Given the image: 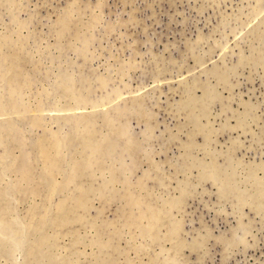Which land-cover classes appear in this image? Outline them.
<instances>
[{"label": "rangeland", "instance_id": "1", "mask_svg": "<svg viewBox=\"0 0 264 264\" xmlns=\"http://www.w3.org/2000/svg\"><path fill=\"white\" fill-rule=\"evenodd\" d=\"M0 55V264H264V0H0Z\"/></svg>", "mask_w": 264, "mask_h": 264}, {"label": "bare ground", "instance_id": "2", "mask_svg": "<svg viewBox=\"0 0 264 264\" xmlns=\"http://www.w3.org/2000/svg\"><path fill=\"white\" fill-rule=\"evenodd\" d=\"M25 40H26V39H25ZM16 42H18V41H16ZM86 42H87V41H86ZM86 42H85V43H86ZM84 45H85V44H84ZM7 49H8V48H7ZM9 49H10V48H9ZM79 49H80V48H79ZM86 49H87V48H86ZM14 50H15V49H14ZM5 54H6V53H5ZM0 56H3V55H0ZM5 56H6V55H5ZM14 57H15V56H14ZM83 58H84V57H83ZM85 58H86V57H85ZM16 59H17V58H16ZM2 61H3V60H2ZM11 65H12V64H11ZM2 66H3V65H2ZM4 69H5V68H4ZM17 71H18V70H17ZM6 72H8V71H6ZM18 72H20V71H18ZM23 72H24V71H23ZM15 73H16V72H15ZM24 73H25V72H24ZM72 73H73V72H72ZM29 74H30V73H29ZM36 74H37V73H36ZM16 75H17V74H16ZM18 75H19V74H18ZM21 75H22V73H21ZM27 75H28V74H27ZM22 76H23V75H22ZM61 76H63V75H61ZM16 77H17V76H16ZM20 77H21V76L19 75L18 78H20ZM65 77H66V76H65ZM25 78H26V77H25ZM73 78H74V76H73ZM20 79H21V78H20ZM21 80H22V79H21ZM30 80H31V79H30ZM71 80H72V79H71ZM74 80H75V79H74ZM24 81H25V80H24ZM27 81H28V80H27ZM10 82H13V81H10ZM39 82H40V81H39ZM64 82H65V81H64ZM88 82L90 83V81H88ZM105 82H106V81H105ZM16 83H18V82H16ZM23 83H24V82H23ZM26 83H27V82H25V84H26ZM41 83H42V82H41ZM2 84H3V82H2ZM18 84H19V83H18ZM71 84H73V83H71ZM81 84H82V83H81ZM84 84H85V83H83L82 85H84ZM26 85H27V84H26ZM29 85H30V84H29ZM34 85H35V84H34ZM61 85H62V84H61ZM64 85H65V83H64ZM89 85L92 87L91 84H89ZM67 86H70V85L67 84ZM72 86H73V85H72ZM15 87H16V86H15ZM32 87H33V86H32ZM103 87H104V85H103ZM9 88H10V87H9ZM18 88L21 89L20 87H18ZM18 88H17V89H18ZM28 88H29V87H28ZM45 88H46V87H45ZM82 88H84V87L82 86ZM5 89H6V88H5ZM12 89H13V88H12ZM63 89H64V88H63ZM77 89H78V88H77ZM84 89H85V88H84ZM86 89H87V88H86ZM88 89H89V88H88ZM43 90H44V88H43ZM45 90H46V89H45ZM45 90H44V91H45ZM11 91H12V90H11ZM22 91L24 92V90H22ZM38 91L40 92V90H38ZM38 91H37V92H38ZM9 92H10V91H9ZM13 92H14V91H13ZM19 92H20V91H19ZM67 92H68V91H67ZM89 92H91V91H89ZM29 93H30V91H29ZM31 93H32V92H31ZM34 93H35V92H34ZM51 93H52V92H51ZM71 93H72V92H71ZM39 94H40V93H39ZM46 94H47V93H46ZM48 94H50V93H48ZM10 95H11V93H10ZM12 95H13V94H12ZM15 95H16V94H15ZM21 95H22V94H21ZM21 95H20V96H21ZM37 95H38V94H37ZM66 95H67V94H66ZM20 96H19V97H20ZM49 96H50V95H49ZM52 96H53V95H52ZM81 96H82V94H81ZM85 96H86V95H85ZM17 97H18V95H17ZM47 97H48V96H47ZM3 98H4V97H3ZM0 99H1V98H0ZM8 99H9V98H8ZM13 99H14V98H13ZM49 99H50V98H49ZM16 100H17V99H16ZM36 100H37V99H36ZM0 101H2V100H0ZM10 101H11V100H10ZM10 101H9V102H10ZM83 101H84V100H83ZM3 102H4V101H3ZM9 102H8V103H9ZM6 103H7V102H6ZM16 103H17V102H16ZM16 103H15V104H16ZM27 103L29 104V102H27ZM27 103H26V104H27ZM36 103H37V102H36ZM38 103H39V102H38ZM79 103H80V102H79ZM92 103H93V102H92ZM92 103H91V104H92ZM21 104H22V103H21ZM23 104H24V103H23ZM41 104H42V103H41ZM74 104H75V103H74ZM66 105H67V104H66ZM103 105H104V104H103ZM135 105H136V104H135ZM0 106H1V105H0ZM2 106H3V105H2ZM23 106H25V105H23ZM29 106H30V105H29ZM93 106H94V104H93ZM93 106H91V107H93ZM96 106H97V105H96ZM27 107H28V106H27ZM27 107H26V108H27ZM34 107H35V106H34ZM87 107H88V106H87ZM119 107H120V106H119ZM119 107H118V108H119ZM132 107H133V106H132ZM11 108H12V107H11ZM22 108H23V107H22ZM56 108H59V106L56 107ZM64 108H65V107H63V109H64ZM68 108H69V107H68ZM104 108H105V107H104ZM12 109H13V108H12ZM28 109H29V108H28ZM73 109H74V106H73ZM73 109H70V108H69V111H68L67 109H64V113L68 112V114H69V112H70V114H71V113H73V112H71V110L73 111ZM92 109H93V108H92ZM102 109H103V108H102ZM23 110H24V109H23ZM30 110H31V109H30ZM50 110H51V109H50ZM58 110H59V109H58ZM65 110H67V111H65ZM74 110H76V109H74ZM86 110H87V108H86ZM129 110H130V108H129ZM59 111H60V110H59ZM76 111H77V110H76ZM79 111H80V113H81V110H79ZM77 112H78V111H77ZM85 112H86V111H85ZM90 112H92V111H90ZM18 113H19V112H18ZM60 113L63 114V116H65L64 113H62V111H61ZM75 113H76V112H75ZM88 113H89V112H88ZM95 113H96V112H95ZM129 113H130V112H129ZM20 114H21V113H20ZM28 114H29V113H28ZM33 114H34V112H33ZM39 114H40V113H39ZM44 114H45V113H44ZM57 114H59V113H57ZM57 114H56V115H57ZM82 114H83V113H82ZM92 114H93V113H92ZM101 114L104 115L103 113H101ZM108 114H109V113H108ZM113 114H115V113H113ZM14 115H16V113H15ZM21 115H22V114H21ZM24 115H25V114H24ZM66 115H67V113H66ZM71 115H72V114H71ZM110 115H111V114H110ZM117 115H118V114H117ZM117 115H116V116H117ZM122 115H123V114H122ZM36 116H37V115H36ZM59 116H60V114H59ZM76 116H77V115H76ZM81 116H82V115H81ZM60 117H62V116H60ZM68 117H69V116H68ZM105 117H106V116H105ZM105 117H104V118H105ZM31 118H32V117H31ZM31 118H30V119H31ZM63 118H64V117H63ZM73 118H75V117H73ZM73 118H72V119H73ZM88 118H90V117L88 116ZM57 119H59V118H57ZM61 119H62V118H61ZM79 119H80V115H79V118H78V121H77V122H79ZM33 120H34V119H33ZM75 120H76V119H75ZM91 120H92V119H91ZM28 121H29V120H28ZM72 121H73V120H72ZM89 121H90V120H89ZM3 122H4V121H3ZM25 122H26V121H25ZM42 122H43V121H42ZM69 122H70V121H69ZM75 122H76V121H75ZM77 122H76V123H77ZM81 122H83V120H82ZM85 122H87V121H85ZM91 122H93V121H91ZM114 122H115V121H114ZM44 123H45V122H44ZM79 123H80V122H79ZM110 123H111V122H110ZM112 123H113V122H112ZM33 124H34V123H33ZM35 124H36V123H35ZM60 124H61V123H60ZM77 124H78V123H77ZM31 125H32V124H31ZM31 125H30V126H31ZM40 125L42 126L43 124L41 123ZM65 125H66V123H65ZM89 125H90V124H89ZM89 125L87 124V126H89ZM102 125H103V124H102ZM4 126H5V125H4ZM44 126H45V125H44ZM92 126H93V125H92ZM108 126H109V125H108ZM12 127H13V126H12ZM82 127H83V126H82ZM147 127H149V126H147ZM10 128H11V127H10ZM44 128H45V127H44ZM76 128H77V127H76ZM84 128H85V127H84ZM116 128H117V127H116ZM5 129H6V128H5ZM78 129H79V128H78ZM89 129H90V128H89ZM89 129H87V130L89 131ZM7 130H8V129H7ZM92 130H94V129L92 128ZM92 130H91V131H92ZM45 131H47V130H45ZM75 131H77V129H76ZM6 132H7V131H6ZM47 132H49V130H48ZM80 132L82 133L83 131L80 130ZM84 132H85V131H84ZM89 132H90V131H89ZM66 133H67V132H66ZM76 133H78V132H76ZM99 133H100V132H99ZM122 133H123V132H122ZM63 134H64V133H63ZM73 134H74V133H73ZM54 135H55V134H54ZM64 135H65V134H64ZM69 135H70V133H69ZM69 135H67V136H69ZM50 136H51V135H50ZM149 136H150V135H149ZM51 137H53V136H51ZM76 137H77V136H76ZM42 138H45V137H42ZM47 139H48V138H47ZM55 139H56V138H55ZM99 139H100V138H99ZM106 139H107V138H106ZM61 140H62V139H61ZM63 140H65V139H63ZM15 141H16V140H15ZM58 141H59V140H58ZM100 141H101V140H100ZM103 141H105V140H103ZM103 141H102V142H103ZM39 142H40V141H39ZM80 142H81V141H80ZM80 142H79L78 144H80ZM82 143H83V142H82ZM23 144H24V143H23ZM23 144H22V145H23ZM57 144H58V142H52V143H50V142L45 141V140L41 141L40 144H39L40 155H41V157H42L45 161L48 162V164H49V166H47L48 169L50 168V163H49V161H51V158H52V156H51V158H50V154H51V153H50L49 148L52 147V149H53V148H55V147L57 146ZM95 144H96V143H95ZM98 144H100V143H98ZM68 145H69V144H68ZM86 145H87V144H86ZM100 145H101V144H100ZM109 145H110V144H109ZM61 146H62V145H61ZM79 146H80V145H79ZM87 146H88V145H87ZM118 146H119V145H118ZM83 147H84V146H83ZM85 147H86V146H85ZM115 147H117V146H115ZM115 147H113V148H115ZM88 148H89V147H88ZM94 148H97V147H93V149H94ZM104 148H105V147H104ZM56 149H57V147H56ZM84 149H85V148H84ZM86 149H87V148H86ZM93 149H90V148H89L88 150H93ZM97 149H98V148H97ZM101 149H102V148H101ZM143 149H144V148H143ZM58 150H59V149H58ZM76 150H78V149H76ZM76 150H75V152H77ZM111 150H112V149H111ZM79 151H80V150H79ZM85 151H87V150H85ZM106 151H107V150H106ZM120 151H121V150H120ZM26 152H27V151H26ZM80 152H81V151H80ZM83 152H84V151H83ZM83 152H81V154H82ZM121 152H122V151H121ZM145 152H146V151H145ZM14 153H15V152H14ZM98 153H99V152H98ZM10 154H11V153H10ZM74 154H75V153H74ZM81 154H79V155L81 156ZM90 154H91V153H90ZM94 154H95V153H94ZM15 155H16V154H15ZM20 155H21V154H20ZM54 155H55V154H54ZM79 155H78V156H79ZM91 155H93V154H91ZM110 155H111V154H110ZM113 155H115V154H112V156H113ZM127 155H128V154H127ZM17 156H18V155H17ZM93 156H95V155H93ZM120 156H121V155H120ZM89 157H90V156H89ZM107 157H109V156H107ZM100 158H102V157H100ZM130 158H131V156H130ZM28 159H29V158H28ZM118 159H119V158H118ZM16 160H17V159H16ZM90 160H91V159H90ZM20 161L22 162V160H20ZM14 162H15V160H14ZM29 162H30V160H29ZM114 162H115V161H114ZM22 163H23V162H22ZM25 163H26V162H25ZM110 163H111V162H110ZM110 163H109V164H110ZM69 164H70V163H69ZM87 164H89V163H87ZM107 164H108V163H107ZM109 164H108V165H109ZM113 164H114V163H113ZM51 165H52V163H51ZM85 165H86V164H85ZM85 165H83V168H84ZM89 165H90V164H89ZM89 165H88V166H89ZM104 165H105V164H104ZM39 166H40V165H39ZM55 166H56V165H55ZM69 166H70V165H69ZM81 166H82V165H81ZM81 166H80V167H81ZM114 166H115V165H114ZM125 166H126V165H125ZM28 167H29V166H28ZM116 167H117V166H116ZM123 167H124V166H123ZM31 168H32V167H31ZM53 168H54V167H53ZM56 168H57V167H56ZM58 168H59V167H58ZM89 168H90V167H89ZM106 168H107V167H106ZM23 169L25 170V167H24ZM26 169H27V167H26ZM69 169H70V168H69ZM71 169H72V168H71ZM78 169H79V168H78ZM81 169H82V168H81ZM99 169H100V168H99ZM101 169H102V168H101ZM118 169H119V168H118ZM129 169H130V168H129ZM51 170H52V169H51ZM51 170H50V173H51ZM105 170H106V169H105ZM55 171H56V170H55ZM57 171H58V170H57ZM82 171H83V170H82ZM84 171H87V170L85 169ZM129 171H131V170H129ZM73 172H74V171H73ZM100 172H101V170H100ZM131 172H133V171H131ZM58 173H59V172H58ZM75 173H76V172H75ZM102 173H103V172H102ZM102 173H101V174H102ZM112 173H114V172H112ZM26 174H27L26 171H24V172H23V177H25ZM89 174H90V173H89ZM49 175H50V174H49ZM76 175H77V174H76ZM104 175H105V174H104ZM104 175H103V176H104ZM109 175H110V173H109ZM90 176H91V174H90ZM122 176H123V175H122ZM124 176L126 177V175H124ZM124 176H123V177H124ZM127 176H128V175H127ZM34 177H35V176H34ZM51 177H52V175H51ZM115 178H117V177H115ZM70 179H71V178H70ZM107 179H108V177H107ZM109 179H110V178H109ZM112 179H113V178H112ZM35 180H36V179H35ZM52 180H53V179H52ZM52 180H51V181H52ZM72 180H73V178H72ZM53 182H56V181L53 180ZM115 182H116V181H115ZM128 182H129V181H128ZM128 182H127V183H128ZM29 184H30V183H29ZM21 185H22V184H21ZM100 187H101V186H100ZM111 187H112V186H111ZM25 188H26V187H24L23 189H25ZM135 188H136V187H135ZM141 188H142V187H141ZM18 189H19V188H18ZM23 189H22V190H23ZM53 189H55V188H53ZM110 189H111V188H110ZM113 189H114V188H113ZM113 189H112V190H113ZM29 190H30V188H29ZM60 190H61V189H60ZM105 190H106V189H105ZM108 190H109V189H108ZM115 190H116V189H115ZM115 190H114V191H115ZM51 191H52V190H51ZM128 191H130V190H128ZM81 192H82V190H81ZM81 192H80V193H81ZM21 193H22V192H21ZM109 193H110V192H109ZM111 193H112V192H111ZM18 194H19V193H18ZM102 194H103V193H102ZM112 194H113V193H112ZM2 195H4V194H2ZM67 196H68V195H67ZM72 196H73V195H72ZM101 196H102V195H101ZM104 196H105V195H104ZM129 196H130V195H129ZM101 198H102V197H101ZM101 198H100V199H101ZM98 199H99V198H98ZM100 199H99V200H100ZM124 202H125V201H124ZM78 204H79V203H78ZM79 205H80V204H79ZM85 207H87V206H85ZM0 209H1V208H0ZM59 209H60V208H59ZM1 210H2V209H1ZM2 211H3V210H2ZM60 211H61V210H60ZM61 212H62V211H61ZM153 215H154V214H153ZM31 216H32V215H31ZM36 218H37V217H36ZM129 219H130V217H129ZM35 223H36V222H35ZM14 229H15V228H14ZM14 229H13V230H14ZM16 229H17V228H16ZM16 229H15V230H16ZM34 229H35V228H34ZM13 230H12V231H13ZM32 233H34V232L32 231ZM44 233H45V232H44ZM8 236H9V235H8ZM12 236H14V235H12ZM35 237H36V234H35ZM8 238H9V237H8ZM0 241H1V240H0ZM1 242H2V241H1ZM4 243H5V242H4ZM28 244H30V243H28ZM31 245H33V244H31ZM5 248H6V247H5ZM31 249H33V248L31 247ZM10 250H11V249H10ZM28 250H30V249H28ZM37 250H38V249H37ZM3 251L5 252L4 249H3ZM7 251H9V249H8ZM11 252H12V251H11ZM11 252H10V253H11ZM2 253H3V252H2ZM30 254H31V252H30ZM8 255H9V254H8ZM27 259H28V258H27ZM30 259H31V258H30ZM38 260H40V258H39ZM0 263H1V262H0ZM66 263H67V262H66ZM69 264H70V263H69Z\"/></svg>", "mask_w": 264, "mask_h": 264}]
</instances>
